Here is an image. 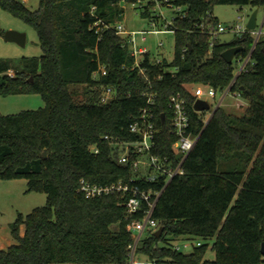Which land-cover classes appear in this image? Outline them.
Listing matches in <instances>:
<instances>
[{"label":"trees","instance_id":"16d2710c","mask_svg":"<svg viewBox=\"0 0 264 264\" xmlns=\"http://www.w3.org/2000/svg\"><path fill=\"white\" fill-rule=\"evenodd\" d=\"M122 1L137 0H40L35 11L18 0H0V7L35 28L42 49L20 67L0 59V95L40 94L45 101L38 110L0 113V179L24 178L29 191L47 195L45 206L11 224L15 243L0 249V264H129L133 237L127 226L142 215L129 214L120 194L87 199L80 181L111 185L123 180L154 191L164 186V178L132 183L130 166L117 161L104 139L135 138L129 126L148 91L157 93L154 155L169 157L174 166L181 159L173 148L171 96L186 99L190 131L199 139L183 165L184 175L169 183L156 205L153 217L163 234L144 233L138 257L154 264H264V39L231 89L248 100L247 113L238 116L220 107L206 124L207 112L194 110L192 92L200 84L218 92L229 87L237 59L254 43L248 33L229 43L216 41L210 49V32L219 23L215 6L261 8L264 0H169L184 8L173 19L174 58L156 65L146 58L151 84L131 69L133 58L122 39L105 28L122 16ZM145 8L141 14L147 18ZM97 20L101 24L94 26ZM234 46L243 51L227 63L222 53ZM100 66L108 74L95 78ZM80 85L79 100L74 86ZM104 87L117 89L106 104L100 103ZM178 241L201 245L185 253L174 250ZM209 249L213 260L207 258Z\"/></svg>","mask_w":264,"mask_h":264},{"label":"built area","instance_id":"2783aa9c","mask_svg":"<svg viewBox=\"0 0 264 264\" xmlns=\"http://www.w3.org/2000/svg\"><path fill=\"white\" fill-rule=\"evenodd\" d=\"M26 2L27 0H21ZM123 2V1H122ZM137 9L141 11H146L148 8L149 16L147 19L150 25L153 27L151 30L142 31H128L127 28L121 24L115 22L111 25H105L106 29H112L117 36L122 39V46L128 49L129 55L133 58V64L131 66L132 70H136L144 79L147 80L149 84L151 81L148 75V68L143 66V62L146 58L149 59L151 65H156L161 63L164 59H151L149 51L139 45L147 41V36L150 34H162L172 32L173 19L171 22H167L162 11L157 13V10L162 7L174 8L176 12L183 14V7L173 6L169 0H152L150 3L142 0H137L132 3ZM96 7L92 8V15H95ZM142 15V14H141ZM162 23V28L158 29L159 23ZM243 20L242 17H239ZM101 24L100 20H97L94 26H99ZM264 26V24H263ZM228 28L220 23L215 26L210 32V49H212L217 41V36L228 31ZM248 30L242 25L238 24L234 28L235 34L240 36L243 32ZM256 30V29H255ZM255 30L251 31L254 37V43L249 51V53L241 58L237 59V66L235 70V77L225 90L218 92L213 87L206 85H196L192 92L194 96L201 100H206L212 104L213 110L208 111L205 118V123L207 124L218 108H220L227 97H242L240 92H233L232 85L234 84L236 78L246 70L247 65L252 60V53L255 46L263 35V30L257 33ZM249 31V30H248ZM241 37V36H240ZM159 46H162L160 43ZM235 60V59H234ZM126 68V66H124ZM107 75L108 69L106 66H100L98 71L94 73V77L98 78L100 75ZM13 76V73H9ZM221 94V100H217V95ZM146 97V104L140 109V114L135 118V120L130 124L129 131L135 136L131 140L114 139L106 135L105 140L109 141L113 147V154L117 158L120 164L129 165L132 171V177L130 181H147L149 183H157L162 178H164L165 184L160 190H146L142 189L136 185H131L130 183L119 180L111 185H99L93 184L85 179L80 181V191L84 194L87 199L98 198L111 194H120L124 199V206L127 208L129 214H141L140 219L132 220L127 229L131 232L133 237V242L129 246V264H143L138 259L137 247L144 235L148 231L156 232L159 227V222L154 219L153 214L156 205L162 196L165 188L169 183L176 177L184 175L185 171L183 165L190 155V153L195 148V145L199 137L193 136L190 131L191 121L188 113V105L186 99L180 94L170 97L169 108L172 114L171 121V133L176 136V141L173 144L175 153L181 156V159L177 166L173 165V162L169 157L161 158L152 153L155 148V138L158 133L155 124V105L157 102V93L153 91H148L144 93ZM117 96V89L114 87H104L101 94L100 103L106 104L110 102ZM196 100V101H197ZM95 153H99L98 149H93ZM192 244V249L196 246H200V242L185 241L184 247H181L179 242L174 243V250L184 252ZM152 263V262H150ZM154 264V263H152Z\"/></svg>","mask_w":264,"mask_h":264},{"label":"rangeland","instance_id":"374dc122","mask_svg":"<svg viewBox=\"0 0 264 264\" xmlns=\"http://www.w3.org/2000/svg\"><path fill=\"white\" fill-rule=\"evenodd\" d=\"M22 2L21 0H18ZM28 9L35 11L39 8L40 0H27L22 2ZM121 8L124 9L122 16L117 19V23L123 24L128 31H142L151 30L153 27L147 18H144L140 14V10L137 9L130 2H121ZM259 9L257 17L258 33L261 28L263 35L261 39H264V7L257 8L252 5L238 6V5H217L214 8V16L218 22L228 28V31L217 36V41L232 42L236 38L250 33L246 30L240 36L235 34L234 28L238 24L246 27L252 13ZM162 11L167 22H171L175 16V9L170 7H162L158 9L157 13ZM242 17L243 20H240ZM162 23H159L158 29L162 28ZM0 30L7 32L14 30L22 33H26V45L20 46L19 44L11 41H7L4 34H0V59L12 65V67H20L24 63V58H30L40 56L42 49L39 43V38L35 28L26 23L24 20L16 16L11 11L0 7ZM162 46H159V44ZM139 45L146 48L149 51L151 59H166L171 62L174 58V45L175 36L172 32L162 34H150L147 36V41ZM13 73V71H10ZM83 87L74 86L79 92V100L83 99ZM264 94V92H263ZM222 95H217V100H221ZM45 107V101L40 94H19L10 95L7 97L0 95V113L2 115H14L22 111L38 110ZM226 112L242 116L247 113L249 108V102L242 97H227L222 106ZM47 203V195L43 192H34L28 190V181L24 178L21 179H0V246L7 243L8 240L14 238L10 232L11 224L17 219L18 215H27L38 207L45 206ZM181 247H184L185 241H180ZM192 250V244L184 252H190ZM207 258L210 260L215 259V252L209 249ZM143 264H152L143 257H138Z\"/></svg>","mask_w":264,"mask_h":264},{"label":"water","instance_id":"95a60500","mask_svg":"<svg viewBox=\"0 0 264 264\" xmlns=\"http://www.w3.org/2000/svg\"><path fill=\"white\" fill-rule=\"evenodd\" d=\"M258 12L259 9H256L252 15L249 18V21L246 25V28L249 31H253L257 28V17H258ZM4 37L7 41L15 42L19 44L20 46H25L26 45V33L14 31V30H9L5 32ZM243 51L242 46H234L222 53V57L227 63H233L234 59L238 54H240ZM30 81H33V78L30 79ZM243 91L244 88H241ZM194 110L198 112H208L213 110L212 104L206 100H201L198 99L195 104H194ZM164 120V115L162 116ZM47 153L46 151L44 152L43 156L46 157ZM164 232V227L161 226L154 234L157 237H160ZM262 253L264 254V244L262 245Z\"/></svg>","mask_w":264,"mask_h":264},{"label":"crops","instance_id":"0c3cea01","mask_svg":"<svg viewBox=\"0 0 264 264\" xmlns=\"http://www.w3.org/2000/svg\"><path fill=\"white\" fill-rule=\"evenodd\" d=\"M10 232H11V229H10ZM178 242H180V241H178ZM14 243H15V240L14 241L13 240H8L6 244L0 246V249H6V248H8L10 245H12Z\"/></svg>","mask_w":264,"mask_h":264}]
</instances>
